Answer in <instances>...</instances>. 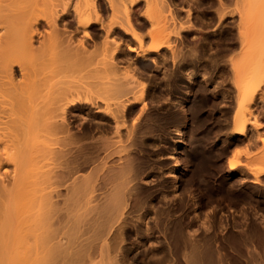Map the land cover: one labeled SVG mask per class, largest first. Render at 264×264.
Listing matches in <instances>:
<instances>
[{
	"label": "bare ground",
	"instance_id": "obj_1",
	"mask_svg": "<svg viewBox=\"0 0 264 264\" xmlns=\"http://www.w3.org/2000/svg\"><path fill=\"white\" fill-rule=\"evenodd\" d=\"M100 1H102V3L104 4L103 8H102L103 5L101 6ZM140 1L144 3L142 4L143 6L146 5L144 6L146 9H143L144 12L140 10L145 17L147 16V14L145 15V11L147 12L149 11V13L151 14L153 12H156L158 13V15L153 13L155 15L154 17V15L152 16L151 14H148V16L150 17L147 16L145 18L143 16V19L145 18V20L142 19H140L139 21L134 20L133 16H135V12L136 11L139 12L138 10L134 9V7L140 4L139 3ZM145 1L144 0L143 1L142 0H127V1L126 0H0V264H56L60 258L61 259L59 261L60 263L63 264V260L65 256L66 257L64 261L67 264H70L71 261L70 260L68 263L67 262L68 258L73 259V261H75L74 259L76 258V256L74 258V256H72L71 254L73 251H75L73 246L74 242L72 243V245H69L70 243L68 242L69 241L68 238L69 236L72 238V235L70 234L72 230H73L72 240H76V239L79 240L80 235L82 237L84 236L83 235L84 233L85 235H87L85 232L87 231V229L84 227V224L85 226L87 224L84 222L88 221L89 216L87 219H84V217H82V219L80 218V216H83L81 215V213L84 212L82 208L83 207L86 208V206L90 204L91 202V198H89L90 194L92 192H95L96 189L99 188V187L96 188L94 186V182L96 180L95 176H97L95 175L96 174L95 172H92V174L95 175L94 176L95 178L92 176V178L94 179H90L91 177L89 174L90 171L88 173V176L86 177H84L83 174H81L82 176H79L81 178L78 177L76 172L80 168H82L85 164H87V162H89L90 160L95 162L94 158L96 157L98 158L99 150L102 149V152L107 150L110 145L116 143V141L119 140L118 138L122 137L120 136L121 129L125 130L127 128V124L129 125V122L126 123L127 120L126 115L132 106L130 104L131 102L130 98H132V102L135 103L143 101L142 98L144 95L145 87L143 85V81H141L142 82L141 83L138 79V74L141 72V70L140 71L138 70L139 68L140 69L144 68L143 71H145L146 67L150 68L152 65H154V64L150 65L151 63H153V60L149 58L151 61L150 60L145 61L144 58L148 59L146 56L149 55L150 53L161 51L162 50L161 48H163L164 46L165 47L168 46L167 39L166 41L159 40L158 35H154L153 32H151V34L149 35L150 33L149 31L148 35L151 37H150V41L148 42L151 43L149 46L146 47L144 45L145 40H143L144 42L142 44V37L145 34L146 30L148 31L147 28L149 26L145 28L143 31H140L141 29L140 27L143 28L144 24L151 20H153L154 22L151 21L147 23V25L148 24L155 25L157 22L159 23L158 21V19L160 18L159 15L169 14V13L164 14L167 11L170 12V10L167 9L165 11V8H170L169 6L170 4L172 6L174 0H172L173 2H171L170 0L169 2L171 3H168V0H155L156 3L154 0L146 1L149 2V4L150 3L152 4V6L149 5L150 7H154L153 6V2H154V4L156 5L155 9L154 8L150 9V7ZM195 1L197 2V0ZM217 1H219V4ZM222 1L223 0L215 1V4L217 2L218 9L216 7H213V9L216 8L214 9V11L217 10L218 13L221 12L219 7H222L226 4V3L224 4L226 0L223 3ZM236 1H235L236 4L232 7L233 8L236 7L237 10L236 9L231 10L230 8L232 12L229 10L230 12L228 15L234 14V11L237 12L235 13V15L238 14L237 16L239 17L237 19V22L238 21L239 22L237 23L236 27L239 28L241 39L240 36H237L239 37L238 38L239 40L234 39L237 38L236 34L233 35L234 32L231 34L230 30L229 33L235 36L234 38L232 36V39L236 40V42L238 41L240 42V44L243 43L244 49H242L243 53L241 54V56L234 62L232 59V64H230L232 66V70L235 73V78H236L235 92L237 91L236 93L237 101L235 103V110L232 115V117L233 116L234 117L232 122L231 134L237 138L241 137L240 140L242 139V137L243 138L245 137V139H247L246 137L252 134V133L248 134V130L250 129L251 126V128H253L254 130L253 132H255L256 134L254 136H256V139H259L260 143L262 144L263 150L261 148L258 149V151L261 150L264 152V0H236ZM226 2L230 3V4L227 3L226 5H231V1H226ZM176 3L174 2V5ZM142 5L140 4V6ZM236 5L238 6L240 5L241 7H237ZM157 8L161 10H159L158 12ZM226 8L227 7L225 8L222 7L223 12L220 13L221 16L217 13L218 18L222 17L223 14L226 15L224 12V9ZM228 8L226 11L227 13H228ZM102 9L107 10L108 14L104 15L105 13L104 14L102 13ZM162 9H164V11H162ZM161 11L163 13H161ZM141 12H139L140 14L136 13L137 14L136 16L141 15L142 14ZM171 12L172 13L170 14H173V11ZM187 13L188 15H190L189 12ZM156 15L158 18L156 17ZM137 18L140 17L138 16ZM164 19L167 20L166 17L163 18L162 20ZM172 19L170 21H172ZM174 19H178V18L175 17ZM174 19L173 21H175ZM188 21L185 23V25L190 23ZM163 23L164 22H162V24ZM180 24L178 23V25ZM181 25H184V23ZM232 25H235V23H233ZM164 26L165 25H162L158 28L161 31H163L162 29L164 28ZM232 27L234 28V26ZM185 28L189 29L190 27L188 28L186 26ZM176 29L178 31V28ZM172 30L171 33L173 32ZM177 31L176 34L179 37L178 32L180 33L181 31L178 32ZM148 35L146 36L148 37ZM237 35L239 34L237 33ZM168 38H170L169 35ZM132 43L135 44L136 46L132 45ZM240 46L238 43V48ZM172 50L174 51V49ZM175 53L176 51L174 52V54ZM132 54H133V60L131 59H130L131 61L128 60L130 61L129 63L127 61V58L128 59L131 58L130 56H132ZM156 56H153L154 59H157ZM177 56L178 55L176 53V57ZM173 58H175V55H173L171 59ZM180 59H182V57ZM120 60L121 61L125 60L128 64H125L124 66L122 65L123 67H121L118 64ZM125 61L122 64H124ZM250 69L254 71L253 77L255 82L253 83V85H249L248 83L249 78L251 77ZM142 73L144 72H141L140 75ZM141 77H143V75H141L140 78ZM136 91H138L139 93ZM251 104L255 106L254 109H257V113H254L253 110L249 108V106L251 107ZM130 113L131 112H129V114ZM83 114L89 117L91 116L93 118L97 117V118H101L102 120L105 119L108 121V123H110L109 122L110 119H108V117L111 118L114 122V128H113L114 131L113 129H111L112 133L114 134L112 136L113 137L115 136L117 138V139L113 138L115 139L113 143L111 141L112 139L109 140L104 138L103 140L102 138H100L99 141L102 140L100 144H98L97 142L99 141L96 140L97 142H93L95 143L96 146L90 144L92 147L90 148V150L91 149L92 150L88 155L84 157L82 154L83 152H81L82 150H80V146H81L80 143H82L83 146L85 142L84 143L83 141L80 142V138L77 136L75 137V135H73L74 132L72 134L70 132L71 130L70 125L72 126L71 123L73 121L75 122L80 118H82L81 116H83ZM128 116L129 115H127V118ZM183 120L184 117H182L181 119L180 125L177 128V132H181V128L184 123ZM99 122H101V120ZM80 125L81 123L79 121L77 122L75 127H79ZM129 128L130 127H128V129ZM105 136L107 137V135ZM108 137L110 136L108 135ZM247 141L250 140L247 139ZM118 142L122 143L123 140L121 141L120 139V141ZM181 143L182 141H180L179 144ZM70 144L75 145L73 151L70 150L71 148L68 149ZM124 147H125L124 149H126V145ZM113 149H111V151L108 152L105 151L106 153H108L105 154V156L107 157L109 154H111L112 151L113 152L111 155H113V153H115L116 155L117 152L115 150L117 149L116 148ZM261 151L258 152L261 154V156L260 154L258 156L259 159H261L262 157ZM260 161H264V160L261 159ZM98 162L100 163L103 161L101 160ZM227 163L229 168L231 169L234 168L235 163L233 161L229 160ZM125 164L124 165L127 167V163ZM94 166L96 168L101 167L100 164L97 165L98 167L95 164ZM108 166L106 167V169L108 168ZM93 169L95 170V168H92L90 170L93 171ZM110 171L111 168L109 172ZM253 172L255 173V171ZM262 173H264V168L258 171L256 170V173L253 174L254 177L252 178V182H256V184L258 182L260 183V181L262 180L258 181V175ZM104 175H102V179L106 177V175L105 176ZM107 176L109 175L107 174ZM124 176L126 177V174ZM172 177L173 179L176 180L178 179L177 170L172 173ZM98 178L100 179L101 176H99ZM105 179H104L105 183L102 182V188H103V184L106 185L109 182L111 183L110 176L106 179L109 180L108 182ZM101 181L103 180L100 179L98 184ZM128 182L127 180L124 181L126 187L128 186ZM177 182L178 181H176V185ZM235 182H238L239 185L244 186L245 183L247 185L248 181L246 182V180L243 178V180L240 181L238 179ZM113 183L114 182L111 183V187H113ZM232 183L225 184L226 186L224 187V190L222 192L223 193L222 200L224 203V208H225L224 210L226 211L224 216L225 222L228 226V230L226 231L227 232L232 231L234 233L232 235L235 241H233L232 238H230L232 237L231 233H230L231 236L225 239L226 240V243L224 242L225 246L223 245V247H221L222 250L225 247L223 250L224 253L219 254L224 256V259L222 260L223 264H241L240 260L243 259L242 256L244 255V254H241L242 256L240 255V253H242L241 250L243 252H247L243 250L244 244H249V243L251 244L252 242L251 241L247 243L246 241L247 237H250L249 235L250 232L248 233L247 236V231L245 228L244 229L238 228V226L240 225L243 226L244 224L242 221L243 219L241 218L242 215L239 216L242 219L239 221L240 222L242 221L243 224L240 223L239 225V223L235 221L236 219L234 220L235 218L233 214L234 211L232 210L233 206L238 205V203L240 204V202H242L241 204H244L243 203L244 201L242 200L247 199L246 202L248 201L249 203L248 202L247 203L250 205L251 202L250 199L248 198V196L250 195L247 196L246 191L244 194V192H242L244 190L240 191L241 186L239 187L240 189L239 188L235 189L237 183L236 185L234 184L235 188H233ZM114 185L117 187L116 184ZM94 187H95V191H94ZM69 190H71L70 195L68 194L69 198H63L64 197L63 195L65 193L67 194ZM114 192L115 195L113 194ZM71 193L75 195L74 198L73 197L70 198L72 196ZM117 194L118 191L114 190L112 192L111 196L114 201L111 202L114 205L112 208V206H110L111 204H109V209L110 210L114 209V214H116L118 210V213L115 215L118 217L121 216L119 213V209L124 208L121 206H124V203L126 202L123 203L122 199L119 200ZM243 194L246 195L247 197L244 196ZM84 196H86V198L88 197L89 199L88 198L87 199L90 200V202L87 199H85ZM93 196L95 195L93 194ZM59 199H62L61 201H63L64 203L63 206H59L60 204ZM80 200L83 201L81 202ZM85 200L88 201V204L86 203L87 202L86 201L85 202L86 205L84 204L85 205L84 206L82 205V203ZM110 200L111 197L109 199V202ZM253 200L255 199L253 198ZM94 202L96 205V201ZM91 205L93 206V209H95V205L90 204L89 205L90 208H92ZM89 206H87V208ZM251 206H253L252 203ZM239 208H242V211L245 210L243 209V207H239ZM251 208L252 207H250V209ZM79 210L81 211V213ZM110 210L107 211L111 215L113 210L112 211ZM121 210L123 211V209ZM107 211H105V213ZM88 212L90 211H87V214ZM253 212H255L254 209ZM249 216L250 215H248V217ZM107 218L109 219L110 217ZM80 219L82 221L85 220L84 222H82L83 225ZM113 220L111 221L112 223L115 222V220L114 221ZM257 223L258 221L256 222V224ZM250 224L246 225L248 226L247 228L251 227L249 226ZM91 225L89 226L87 225V226L90 227ZM81 226L82 228L84 227L83 228L85 230L84 232ZM106 226L107 225H105V228ZM235 226L237 228H235ZM68 228H70V232ZM109 228L106 229L105 232L108 231ZM233 228H235V230H233ZM91 230H93V228H91ZM102 231L103 230H101L100 232L98 231L99 232L98 234L101 235ZM257 231H259V228ZM257 231H256L257 234L255 233L254 235L261 237L262 234L259 235ZM67 234L70 235L68 236ZM104 236L105 235L103 234V237ZM74 237H76V239ZM85 237L87 238L88 235ZM83 238L82 240L80 238L79 241L77 242L75 241V242L78 243L80 241H83ZM96 238H100L99 235ZM102 238L100 239L102 240ZM104 239L102 241L105 243L106 241ZM108 239L113 241L114 237L113 239H111V237ZM251 239H253L254 241L253 237ZM258 239L261 240L262 238H258ZM66 240H68L67 241L68 244L65 243ZM260 240H257V242H259ZM89 241L91 242L92 240L89 239L86 244L90 248V245L92 244H90ZM102 241L100 243H103ZM231 241L237 243L236 248L233 247L234 245L232 246ZM83 242L82 244L85 246H83L81 243L77 244L76 246L77 252H75V254L73 253V255H76V253L78 254L80 253L79 255L85 253L86 255V251L83 253L84 251L83 249H87L88 252L86 256H89L88 258H91L93 256L92 255L90 257L92 250L97 244L94 243L95 242L94 241L93 245L94 244L95 245L93 246V248L91 246L89 250L88 247L86 248L85 242L84 243ZM184 242L186 243V240ZM115 243L116 242H114V245L112 243V245L117 247L118 243L117 245ZM107 244H109V241H107ZM107 244L106 243L101 244L99 248L100 257L103 254V260L101 259L102 261H104V256L106 253L108 254V258L111 255V253H108V251L112 249L113 252L112 245L111 244L108 245L111 248L110 249L108 248ZM78 246L79 248H77ZM82 246L83 249L81 248ZM208 246H211V244ZM105 247H107L108 249H105ZM106 250L108 251L103 252ZM117 250H119V248ZM114 252L110 257H114L113 256L115 255ZM125 252L126 251L123 252V255ZM184 252L186 253V251ZM199 252L201 253V251ZM78 254L76 259L80 258ZM107 254L105 257H107ZM192 254L195 253L193 252ZM251 254L253 255V253ZM99 255L97 256V258L99 257ZM240 256L242 257L241 259L239 258ZM220 257L219 259L222 258ZM108 258H105V261H107ZM92 260L89 259L90 262L88 261V263L93 264L94 261ZM190 260L187 259L186 257L185 262L186 261L188 262ZM251 260H253V258ZM73 261L71 262V264H73ZM113 261L115 260L111 259V262ZM111 262L107 261V264H110ZM218 262L219 261H217V263ZM96 263L97 264L99 263L98 259L96 260ZM113 263L115 264V262Z\"/></svg>",
	"mask_w": 264,
	"mask_h": 264
},
{
	"label": "rangeland",
	"instance_id": "obj_2",
	"mask_svg": "<svg viewBox=\"0 0 264 264\" xmlns=\"http://www.w3.org/2000/svg\"><path fill=\"white\" fill-rule=\"evenodd\" d=\"M169 1L170 0H168V3L173 2L172 0L171 2ZM182 1L183 0L181 1L174 0L175 3L177 2L175 5L173 2L172 6L171 4L169 6L170 8H165V11L167 9V10H170V12L167 11L164 14L166 13L170 14L172 13L171 11H173V14H170V15L160 14L159 16L161 19L160 18H159L160 20L158 19L159 23L158 22L157 23L155 22L156 24L154 23L156 26L152 24L147 25V23L153 21L151 20L145 23L143 28L140 27L142 29V30L140 29V31H143L145 28L149 26L147 28L148 31L146 30L145 34L147 33L146 35H148L150 31L149 35L151 34V32H153L154 35L159 36L158 37L159 40L166 41L167 39L168 46L166 47L164 46L165 48L164 47L161 48L162 49V50L160 49L161 51L150 53L149 55L146 56L148 59L144 58L145 61H149L150 59L153 60V63L150 62L151 63L150 65L152 64L154 65H152L150 68L146 67L145 71H143L144 68L142 69L139 68L138 70V71L141 70V72H144L141 74L143 75V77L141 78H140L141 72L138 74V79L140 82L143 81V85L145 87L144 95L146 96L143 95V98H142L143 101L136 102V103L132 102V98H130L132 102V103L130 102V104L132 106L130 110L127 112V115H129L128 118L126 115V119L128 120V121L126 120V123L129 122V125L127 124V128L125 130L121 129L122 133L120 132L121 134L120 136L122 137L124 136V137L118 138L119 140H117L116 143H113L114 140L117 138L115 136L114 137L112 136L114 134L112 133L111 129L114 128V122L109 117L108 119H110L109 120L110 123H108V121L105 119L102 120L101 118H97V117L93 118L91 116L89 117L83 114L84 117L81 116L82 118H80L79 120L75 122L73 121L74 124L72 122L71 123L72 126L70 125L71 134L74 132L75 134L73 133V135H75V137L76 136L79 137L80 142L82 141L83 143L85 142L84 143L85 145L83 144V146H82V143H80L81 144L80 150H82L81 152H83L82 153L83 157L88 155L90 151L92 150V149L90 150V148H92L90 144L94 146L95 143L93 142H97L96 140L99 141L100 138H102L103 140L104 138L109 139V140L112 139L111 140L112 143L114 145L116 144L114 146L112 143H110L113 145V147L112 145H110L109 148L105 150L106 152L111 151V149L113 148L117 149L115 150L117 152L116 155L115 153L111 155L113 152L112 151L111 154H109L111 156L108 155L107 157L105 156V154H108V153H106L105 151H103L104 152L103 153L102 149L99 150L98 158L97 157L94 158L95 162L90 160L91 162L90 161L87 162V164H85L82 168H80L76 172L78 177L82 176L81 174H83V176L86 177L88 176V173L90 171L89 173L91 176L90 179H94L96 177L94 186L96 188L99 187L98 189H96L97 194L99 193L98 195L96 194L95 187H94L95 192H92L90 194L89 198H91L92 203L90 202V200H88L89 199L88 197L87 199L86 196H84L85 199H87L90 202V204L95 205L94 201H96L97 206L95 205V209H93L92 205H91L92 208H90L89 206L90 204H88V201L85 200L82 203V205H84L85 202L87 201L86 203L88 204L87 206H89L88 207L89 209L87 208V206H86L87 210L83 206H82L83 208L80 207L84 210V212H82L83 214L79 210L81 215H83V216H80L81 219L82 217H84V219H87L89 216L88 221H85L83 219L85 221L84 222L80 219L81 223L84 222L88 226L93 224L90 227H88L87 225L85 226L84 224V227L87 229V231H85L83 229L84 227L82 228L81 226V228L83 229V232L85 231L88 237L86 238L85 236L87 235L81 232L84 236L81 237L80 235L79 240L80 238L82 240L83 237H84L83 238L84 242L86 240L88 241L89 239L92 240L91 242L89 241L90 244H92L90 245V248L91 246L93 248V246L95 245V244L93 245L94 241H95L94 243H96L97 245H95V247L93 248L92 253L90 251L91 255L88 253L90 257L93 255L96 258L93 256L91 258H88L89 256H86L88 250L83 249V246H85L82 244L83 241L76 243L77 241H79L78 239H76V237H74L76 240H72L73 239V233H72L73 230H72L70 233L72 235V238L69 236L70 234L69 235L67 234L69 236L68 238L69 241L66 240V242L65 241L64 242L68 244L67 243L68 241L70 243L69 245H72V243L74 242L73 246H74L75 251L71 253L72 256H74V258L75 256L77 258L78 253H76V255H73V253L75 254V252H77L76 246L79 243L83 245L81 248L84 250L83 253L86 251V255L85 253L79 255L80 254L79 253L78 256H80V258L78 259L75 258L74 259L75 261H73V259H69L68 258L69 255H68L67 262L69 263V261L71 260L70 264L72 261H73V264H76V263L77 264H90L88 263V261L89 259L92 260V258H93L92 261H94L93 264L96 263L97 259L99 260L98 264H107V261L111 262V259L115 260L113 261L115 262V264L116 263L117 264H122V263L123 264H165V263L166 264H185L187 262V261L185 262L186 257L189 260L191 259L186 264H189V263L190 264H208V263L211 264L212 261H213L212 264H216L217 261H219L217 264H223L222 260L224 259V256L219 255V254L224 253L223 250L225 247L223 248V250L221 247H223V245L225 246V243H226L225 239H227L229 236H231L234 233L232 231H228L229 233L226 231L228 230V226L225 222V217H224L226 211L224 210L225 208H224V203L222 200L223 199L222 192L224 190V187L226 186L225 184H229L232 182H233L232 183L233 188L236 187L235 189H238L241 186L240 187L241 189L239 188L240 191L244 190L242 191L244 192V194L246 191L247 196L250 195L248 196V198L250 199V202L253 205L251 206V203L249 205L248 204L249 202L247 201L248 202L247 203L246 202L247 199H246V200H242L244 201L243 202L244 204H241L242 202H240V204L238 203V205L233 206L232 208V210L234 211L233 212L234 217H235L234 220L236 219L235 221L239 223V225L240 223L241 224L244 223L243 226L242 225L238 226L237 224L238 228L240 229L245 228L247 231V236H248V233L250 232L249 233L250 237H247V240H246L247 243L252 241L251 244L249 243L250 245L244 244L243 250L247 252H243L241 250L242 253H240V255L241 254L245 255V256L241 255L243 259H241L242 258L241 256L239 257L241 259L240 260L241 264L242 263L252 264L253 262H255L253 264L264 263V188H263L264 187V173L258 175V181L262 180L260 181V183L262 182L261 183L262 185L259 182L257 184L256 182H252V178L254 177L253 174L256 173V170L258 171L264 168V161H260L261 159L264 160V152L261 150L258 151V149L262 148V144L260 143V140L256 139V136H254L256 134L255 132H253L254 130L253 128H251V126H250V129L248 130V134L250 133L252 134L246 137L250 141H247L245 137L244 138L242 137V139L240 140L241 137H238L239 138L238 139L237 137L231 134L232 122H233V117H234V116L232 117V115L234 113L235 103L237 101V94H236L237 91L235 92L236 90L235 73L232 70V66L230 64H232V59L234 62L241 56V54L243 53L242 49H244L243 43L240 44V42L237 41L239 43V46L241 45L238 48V43L236 42V40H234V39L239 40L238 39L239 37L237 36H240L239 28L236 27L237 23L239 22V21L237 22V19L239 16H237L238 14L235 15V13H237L236 11H234V14L231 13L232 15H228L232 9L233 10L236 9V7L233 8L232 6H234L237 1L235 0L236 1L235 2L234 0H226V1H231V5H226L229 2H226L225 0L222 1V3L225 1L224 4L226 3L225 4L226 6L224 4H222L224 6L222 5L221 6L224 8L225 7L227 8L229 7V8H228V13L226 12L227 8L224 9V12L226 15L223 14L222 17H219L220 19L218 18V14L220 15V13L223 12L222 7H219V9L221 10V12L219 10L220 13H218L217 10L214 11V9L218 7L217 2L219 4V1H217L216 4H215L216 0H213V1L212 0L210 1L209 0H197V2L195 0H187V1L185 0L183 1L184 3ZM100 3H101V6L103 5L102 6L103 8L104 4L102 3V1H100ZM139 3L141 5L144 4L141 1ZM146 3L148 4V6L149 5L152 6L151 3L150 4L149 2H146ZM140 4L137 5L138 7L137 6L134 7V9L138 10L139 12L143 11V9H146L144 7L146 5L140 6ZM240 5L239 6L236 5V6L241 7ZM153 6L154 7L149 6L150 9L151 8L155 9L156 5L154 4V2H153ZM213 7H216V8L213 9ZM157 10L159 12V10L161 9L157 8ZM162 11H164V9H162ZM162 11L161 13H163ZM139 12L136 11L135 16ZM146 12L147 11H145V15L147 14V16L148 14H151L149 13V11L147 13ZM187 12H189L190 15H188ZM102 13L103 14L105 13L104 15L108 14L107 10L105 9L104 10L102 9ZM153 13L158 15V13L156 12H153ZM153 13L151 14L152 16L154 15ZM135 16H133L134 20H138V21L140 19L145 20V18L147 17V16L145 17L143 13L141 15H138L140 18H137L138 16L136 17ZM143 16L145 17L144 19H143ZM170 16L173 19L175 17L178 19H174L175 21H173V19ZM165 17L167 18V20L166 19L162 20ZM187 18L189 21L187 20ZM171 19L173 22L170 21ZM187 21L190 23L185 25ZM162 22L164 23L162 24ZM180 22L181 24L184 23L185 26L181 25ZM168 23L172 25L170 26ZM178 23L180 25H178ZM233 23H235V25H232ZM162 25L166 26V28L164 26L163 29L161 27L163 31H161L158 28ZM186 26L190 28L186 29L185 28ZM232 26H234V28ZM176 28H178V31H181V32L179 33ZM171 30L173 31L172 33H171ZM229 30L231 34L234 32L233 35L236 34L237 38H234L235 36L231 35L229 33ZM176 31L178 32L179 37L176 34ZM236 32L239 35H237ZM145 34L142 37V44L144 42L143 40H145L144 45L147 47L151 43V42H148L150 41L151 36L148 35L149 37L148 38ZM163 34L164 35L168 34L170 38H168V35L164 36ZM232 36L234 39H232ZM169 39H170V42H169ZM240 39H241V36H240ZM132 45L136 46L133 43ZM145 46H142V47H145ZM172 49H174V51ZM175 51L178 55L177 57H176V53L174 54ZM173 55H175V58L171 59ZM153 56H156L157 59H154ZM130 57L131 58L129 59L127 58V61L130 59L133 60V54ZM181 57L182 59H180ZM124 61L120 60L118 64L121 67H123L125 64H128L126 61L124 64H122ZM130 61L128 62L130 63ZM253 73L254 71L250 69L251 77L249 78V81H248L249 85H253V83L255 82ZM249 108H251L254 113H257V109H254L255 108L254 105L251 104V107L249 106ZM129 112H131L130 113L131 115L129 114ZM182 117H184V120H183L184 123L182 125L181 132H177V128L180 125ZM100 120L101 122H99ZM79 121L81 125L79 127H75V125ZM128 127L130 128L128 129ZM248 128H249V125H248ZM105 135H107V137ZM108 135L110 137H108ZM100 136H103V137H100ZM93 138L94 139L96 138L95 141ZM120 139L121 141L123 140L122 143L118 142L120 141ZM101 141L97 143L100 144ZM180 141H182L181 144H179ZM125 145H126V149H124ZM69 148H71L70 150L73 151L75 148V145L70 144L68 149ZM123 149L125 150V153ZM260 151L262 152L261 159H259L258 157L260 154L258 152ZM100 159L104 163L103 162L99 163L98 161H101ZM229 160L235 163V166L232 169L228 167L227 162ZM98 163L100 164L102 168L100 166H99L100 168H96L94 166V164L96 166L99 165ZM125 163H127V167L125 166L126 165ZM107 166H108L107 169L110 170L111 168L110 172L109 170L106 169ZM92 168H95V170L93 169V171H91L90 169ZM96 169H99L100 171ZM176 170H177V177H178L177 180L173 179L172 177V173ZM253 171H255V173ZM92 172H95L96 173L95 175L97 176L92 174ZM104 173L106 177L102 179V175H104ZM107 174L110 176L111 183L114 182L113 187L115 188L111 187L110 182L107 183L109 181V180H106L109 177L107 176ZM123 174L124 175L126 174V177ZM122 175L124 178L122 177ZM92 176L93 177L95 176V177L92 178ZM99 176H101L100 179L103 181H101L98 184V182L100 181V179L98 178ZM243 178L246 180V182L248 181L247 185L245 183V185L242 186V185H239L238 182H235L238 179L241 181L243 180ZM104 179L107 181L106 182L107 186L103 184V188H102V182H104ZM122 179L127 180V182L129 181L127 187L124 184L125 180L123 181ZM176 181H178L177 185H176ZM114 184H116L117 187ZM112 190L118 191L117 195L119 197V200L122 199L123 203L124 202L127 203V204L124 203V206H121V207H124V208H121L123 209V211L119 209V213L122 217L115 216L118 213V210H117V213L114 214V209H112L113 211L109 209V204H111L110 206H112V208L114 205L111 202V201H114L111 196L113 192ZM70 191L71 190H69L67 194L64 191L65 193V194L63 193L64 197L63 196L61 197L69 198ZM108 192L109 193L111 192V193L109 194ZM93 194L97 197V200H96V197L93 196ZM113 194L115 195V192ZM71 195L72 196L70 198L75 197L73 193H71ZM110 197H111V200L109 202ZM250 197L252 198V200ZM253 198L255 200H253ZM61 200L62 199H59L60 201L59 206L64 205L63 201ZM254 201H257V202H254ZM80 206H81V203H80ZM239 207H243V209H245L244 211L246 212L242 211V208H239ZM250 207H252L255 210V212H253V209L251 208L252 209L251 210ZM103 208L105 209V211L107 210L112 211V214L110 215L108 211L105 213ZM87 211H90V212H88L87 214ZM240 215H242L241 218L243 220L239 217ZM248 215H250L249 217L251 218H249ZM107 217H110L109 218L110 222ZM112 217L117 223L111 222L113 220ZM247 217H248V220H247ZM239 220H242L243 223L242 221L240 222ZM247 221L250 222L251 224L248 223ZM257 221L258 223L256 224ZM248 224H250L249 226L252 227L254 232L251 229V227L247 228L248 226L246 225ZM105 225H107L106 228H105ZM102 227H104L105 230L108 229L109 227L110 228L108 231L105 232L104 228ZM91 228H93V230H91ZM235 228L237 227L235 226ZM235 228H233V230H235ZM258 228H259V231H257ZM68 230L70 232V228H68ZM101 230L103 231L101 232V235H100L98 233ZM255 230L259 233V235L262 234L263 236L261 235V237L260 236L258 237L257 235H254L256 233ZM90 233H91V236H90ZM116 233L118 234V236ZM97 234L99 235L100 238L103 237V234L105 235L102 238V240L105 238L104 240L106 241L105 242L106 244H107V241H109V244H107V246L110 244L112 245V243L114 245V242H116L115 243L116 245L118 243L117 247L112 245L113 252L115 251V249L118 252V253L116 251L114 252L115 255L116 254L118 255V256L113 255L115 259L114 257H110L113 254V252H112V249L108 246V248H110L111 250L109 249L110 251L106 250L103 252L108 251V253H111V255L109 254L110 256L108 258V254L106 253L107 257H105L106 256L105 254L104 261H102L103 254L100 257L99 248L101 244H105V243L100 238H96L98 236ZM110 237L111 239H113L114 237V240L111 241L110 239H108ZM252 237L254 238V241L253 239H251ZM115 238L117 241L115 240ZM230 238H232V240L235 241L233 235ZM258 238H262L263 241L262 239L260 240ZM185 240H186V243L184 242ZM255 240H256V243H255ZM257 240H260V241L257 242ZM87 241L85 242V244L87 243ZM101 241L103 243H100ZM233 241H231L232 246L234 245L233 247L236 248L237 243ZM209 243L211 244V246H208L210 245ZM245 246L248 248H246ZM87 247L88 245L86 244V248ZM77 248H79V246ZM90 248L88 247L89 250ZM108 248L105 247V249H108ZM118 248L119 250H117ZM124 251L126 252L123 255ZM184 251H186V253ZM199 251H201V253ZM193 252L195 254H192ZM251 253H253V255ZM97 254L99 255L100 259L99 257L97 258L98 256ZM246 254L248 257L246 256ZM65 257H64V260H65ZM219 257L221 259H219ZM105 258H108V260L106 259L107 261H105ZM252 258L253 260H251ZM59 260L57 261L56 264L58 263L62 264L60 263ZM64 260H63V264L65 262ZM65 264L67 263L65 262Z\"/></svg>",
	"mask_w": 264,
	"mask_h": 264
}]
</instances>
